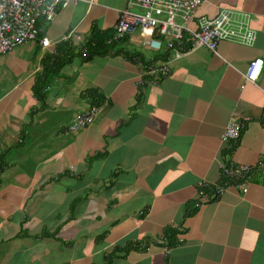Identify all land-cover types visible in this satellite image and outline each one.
Listing matches in <instances>:
<instances>
[{"label":"crops","instance_id":"crops-1","mask_svg":"<svg viewBox=\"0 0 264 264\" xmlns=\"http://www.w3.org/2000/svg\"><path fill=\"white\" fill-rule=\"evenodd\" d=\"M126 7L136 8L63 1L38 23L49 46L0 56V264H264V168L246 192L229 186L196 204L200 181H220V163L264 160V0H204L194 19L227 7L254 32L250 43L220 40V55L190 41L155 52L127 35L82 60L83 44L112 34ZM136 51L169 74L141 80L122 54ZM256 58L260 72L246 81ZM42 73L50 81L36 93ZM91 106L93 122L67 130ZM232 117L244 127L225 143Z\"/></svg>","mask_w":264,"mask_h":264},{"label":"built area","instance_id":"built-area-1","mask_svg":"<svg viewBox=\"0 0 264 264\" xmlns=\"http://www.w3.org/2000/svg\"><path fill=\"white\" fill-rule=\"evenodd\" d=\"M63 1L67 0H0V56L14 47L29 41L38 40L43 47L50 45L47 37L38 39V23L52 20L57 9ZM204 0H127L129 7L119 10L114 25L115 35H131L139 30L140 42L155 52H159L165 43L169 48L176 42L182 48L184 41L205 46L216 55L220 40L230 38L241 43H250L254 40V32L250 29L241 31L239 20L234 11L222 7L214 16L201 15L194 19L196 10ZM192 23V25L190 24ZM194 23V24H193ZM237 29V30H236ZM239 30V31H238ZM179 47H173V53L181 54ZM138 61L141 80L154 83L167 76L170 67L167 62L150 56ZM261 58L249 62L246 70L242 72L244 79L254 82L260 72ZM97 108L94 106L76 112L67 126V130H78L88 126L96 117ZM244 127L242 120L232 117L221 134L225 143H235L240 137ZM264 160L254 164L228 162L220 163V181L199 182L196 202L200 205L210 199H215L224 193L227 187L234 186L246 192L248 178L255 169H263Z\"/></svg>","mask_w":264,"mask_h":264},{"label":"trees","instance_id":"trees-1","mask_svg":"<svg viewBox=\"0 0 264 264\" xmlns=\"http://www.w3.org/2000/svg\"><path fill=\"white\" fill-rule=\"evenodd\" d=\"M39 27V26H38ZM41 32H38L37 36L38 39L41 37L40 36ZM127 35H123V36H116L115 35V30L112 34L106 33L105 35L101 34V33H95L90 40H88L87 42H85L83 44L84 49H82V51H78L80 53V56L82 58V60H89L90 58H92L95 55L98 54H104L107 53L109 51L113 50V47H115L114 43H117L121 38L126 37ZM124 57L131 59L132 56L137 55L140 58L144 59V55H142L140 53V51H136V52H126V53H122ZM165 55V53H164ZM50 78L49 75L42 73L41 75L39 74V76L37 77L34 89L35 92L38 93L40 90V86L41 84H44L46 82H49ZM231 151V150H230ZM229 151V153H230ZM211 200V199H210Z\"/></svg>","mask_w":264,"mask_h":264},{"label":"rangeland","instance_id":"rangeland-1","mask_svg":"<svg viewBox=\"0 0 264 264\" xmlns=\"http://www.w3.org/2000/svg\"><path fill=\"white\" fill-rule=\"evenodd\" d=\"M132 36H134V37H136V38H140V32H139V30H137V31H135V32H133L132 34H131ZM25 46V44L24 45H19V46H17V47H15V52L17 53V54H19V52L21 51V48L22 47H24ZM8 54V53H7ZM2 56V55H1ZM7 67H6V65L5 64H2L1 66H0V80H1V78H2V73H3V75H5V77H7L8 75L6 74V72H5V69H6ZM2 255V253H0V256Z\"/></svg>","mask_w":264,"mask_h":264}]
</instances>
